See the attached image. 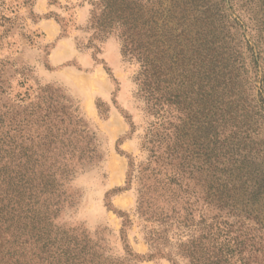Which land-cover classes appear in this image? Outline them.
<instances>
[{"label":"rangeland","instance_id":"obj_1","mask_svg":"<svg viewBox=\"0 0 264 264\" xmlns=\"http://www.w3.org/2000/svg\"><path fill=\"white\" fill-rule=\"evenodd\" d=\"M96 1L0 0V111L18 115L16 130L8 135L17 141L15 153L54 156L49 171L59 184L53 220L57 227L85 233L108 264H172L164 256H155L157 247L149 243V233L159 229L161 253L169 254L175 264H185L178 245L199 231L181 227L175 219L159 225L136 212L139 170L149 160L148 141L158 136L156 155L164 164L169 163L166 159L173 146L177 159L171 163L184 167L183 181L177 182L189 186L193 224L201 219L210 223L214 214L208 203L213 109L211 73L206 70L212 54L205 59L201 49L208 47L207 42L210 47L213 39L195 30L202 19L196 9H205L201 4L206 1L219 40L241 49L240 90L252 100L238 119L245 131L242 147L244 154L253 157L255 163L250 162L249 168L264 185V57L259 58L255 48L250 50L249 18L258 8L252 0H151L147 10L162 12L163 19L169 16L166 27L179 20L176 34L185 29L179 40L178 70L169 83L178 98L169 102L170 89L162 84L160 102L153 106L139 93V65L122 55L118 36L98 38L93 31L90 18ZM183 68L187 74L181 72ZM164 73L168 83L171 75ZM37 103L41 114L47 109L57 115L71 113V122L65 117L57 127L60 131L51 125L58 123L57 116L33 124ZM50 140L54 143L44 146ZM171 169L161 167L167 174ZM170 196L163 190L156 205L169 212ZM177 211L176 216H183L179 207Z\"/></svg>","mask_w":264,"mask_h":264},{"label":"trees","instance_id":"obj_2","mask_svg":"<svg viewBox=\"0 0 264 264\" xmlns=\"http://www.w3.org/2000/svg\"><path fill=\"white\" fill-rule=\"evenodd\" d=\"M150 1L98 0L93 4L90 25L98 38L111 34L118 36L122 55L139 65V93L147 104L157 106L159 96L162 97V84H168L170 89L169 102L178 98L169 83L178 70V58L182 53L179 40L185 29L176 34L179 20L166 27L169 16L163 19L162 12L147 10ZM196 1L203 3L205 0ZM252 2L258 10L252 15L253 19L249 18L253 42L250 50L255 48L261 58L264 57V0ZM205 3L201 4L205 9L200 12L196 9L202 19L201 27L195 30L199 36L204 33L213 39L210 47L207 42L208 47L201 51L206 52L205 59H210L212 54L206 72L210 70L211 73L213 109L208 203L214 214L209 218L210 223L200 218L193 224L189 186L186 182L184 185L177 182L183 181L184 167L172 165L171 161L177 159L173 146L169 148L172 154L166 159L169 163L164 164L156 155L160 144L158 136L157 140L147 142L150 156L146 166L139 170L136 212L159 225L175 219L181 227L199 231L198 236H191L178 245V254L186 259L185 264H264V185L260 184L258 174L249 168L255 161L244 154L241 136L245 131L238 120L240 111L247 113L246 104L249 107L252 102L246 91L240 90L243 87L240 84L243 80L241 49L228 47L226 40H219ZM173 14L170 20L174 18ZM257 15L258 19L255 18ZM219 21L226 26L223 19ZM180 60L184 62L185 57ZM164 72L171 75L168 83ZM181 72L187 74L188 69L183 68ZM33 110V124L44 123L52 115L58 120V123H51L52 127L63 124L65 117L71 122V113L57 115V111L47 109L41 114L40 103L34 104ZM17 116L12 110L0 111V264H108L85 233L64 230L54 224V201L60 198L59 184L49 171L54 166V156L32 157L14 152L17 141L8 134L15 132ZM53 143L50 140L44 146ZM163 165L171 166L170 173L161 170ZM150 180L151 185L147 183ZM163 190H168L171 195L169 212L156 205ZM153 194L157 196L154 198ZM178 207L183 216H176ZM226 218L235 221L231 223ZM160 232L153 229L149 233L151 247H157L154 255L164 256L175 264L169 254L161 253L158 248L163 239ZM126 254L132 256L129 249Z\"/></svg>","mask_w":264,"mask_h":264}]
</instances>
